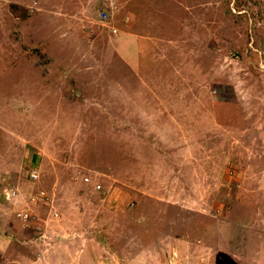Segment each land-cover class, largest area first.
I'll return each mask as SVG.
<instances>
[{
	"label": "rangeland",
	"instance_id": "1",
	"mask_svg": "<svg viewBox=\"0 0 264 264\" xmlns=\"http://www.w3.org/2000/svg\"><path fill=\"white\" fill-rule=\"evenodd\" d=\"M96 2L0 0V264H264V0Z\"/></svg>",
	"mask_w": 264,
	"mask_h": 264
},
{
	"label": "built area",
	"instance_id": "2",
	"mask_svg": "<svg viewBox=\"0 0 264 264\" xmlns=\"http://www.w3.org/2000/svg\"><path fill=\"white\" fill-rule=\"evenodd\" d=\"M120 11L118 0H103L102 7L100 8L98 15L99 19L105 25H111L112 22L117 17V14ZM40 176L38 170L32 172L31 177L36 180ZM28 216V215H27Z\"/></svg>",
	"mask_w": 264,
	"mask_h": 264
},
{
	"label": "crops",
	"instance_id": "3",
	"mask_svg": "<svg viewBox=\"0 0 264 264\" xmlns=\"http://www.w3.org/2000/svg\"><path fill=\"white\" fill-rule=\"evenodd\" d=\"M96 4H98L97 5V7H99V8H101L102 7V1L101 0H97V2H96ZM98 9V8H97ZM130 19V17L128 16L127 17V21ZM114 22V21H113ZM112 22V23H113ZM129 22H131V21H129ZM118 24V23H117ZM118 26V25H117ZM129 29H131V27H128Z\"/></svg>",
	"mask_w": 264,
	"mask_h": 264
},
{
	"label": "trees",
	"instance_id": "4",
	"mask_svg": "<svg viewBox=\"0 0 264 264\" xmlns=\"http://www.w3.org/2000/svg\"><path fill=\"white\" fill-rule=\"evenodd\" d=\"M101 1H103V0H101ZM98 5V4H97ZM99 10H100V8L98 7V12H99Z\"/></svg>",
	"mask_w": 264,
	"mask_h": 264
}]
</instances>
